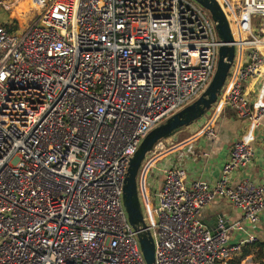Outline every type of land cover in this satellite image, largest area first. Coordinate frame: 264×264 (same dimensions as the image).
Segmentation results:
<instances>
[{"label":"built area","instance_id":"1","mask_svg":"<svg viewBox=\"0 0 264 264\" xmlns=\"http://www.w3.org/2000/svg\"><path fill=\"white\" fill-rule=\"evenodd\" d=\"M7 1L34 15L24 30L0 23V264H147L123 204L126 174L148 134L211 83L222 45L211 15L194 0H1L2 11ZM218 2L236 58L216 106L256 130L264 104L246 85L264 97V0ZM253 155L250 137L237 141L214 185L163 172L151 212L143 206L155 264H231L257 242L231 246L225 220L201 219L223 199L260 221L264 184L233 186Z\"/></svg>","mask_w":264,"mask_h":264},{"label":"crops","instance_id":"2","mask_svg":"<svg viewBox=\"0 0 264 264\" xmlns=\"http://www.w3.org/2000/svg\"><path fill=\"white\" fill-rule=\"evenodd\" d=\"M27 2L31 1L27 0ZM246 91L253 104L259 102L264 104L260 84L256 81L246 85ZM210 115L209 118H205L172 137L173 143L169 147L165 145L167 142L165 141L155 149L153 153L155 167L153 165L152 168L157 173L156 178L149 188V169L144 187L142 188L140 185V194L145 210L148 209V206L144 193H146L149 205L152 204L153 194L161 188L165 170L180 169L184 172L188 185L196 181L214 185L221 178L223 168L230 158L232 147L245 137L251 138L254 155L246 168H241L234 173L233 186L246 179L257 184H264V119L259 129L252 130L248 120L240 117L230 108L224 109L221 106H215ZM209 128L216 131V139H209L205 135ZM201 219L207 225H212L214 220H225L231 246L243 244L250 236L256 237L257 242L264 245V212L260 216V221L252 224L230 202L218 199L203 210ZM236 224L239 227H235ZM244 247L241 253L234 256L231 264L239 261ZM255 253L247 256L240 264H255Z\"/></svg>","mask_w":264,"mask_h":264},{"label":"water","instance_id":"3","mask_svg":"<svg viewBox=\"0 0 264 264\" xmlns=\"http://www.w3.org/2000/svg\"><path fill=\"white\" fill-rule=\"evenodd\" d=\"M194 1L211 15L216 25L218 37L222 42L214 77L208 88L197 100L167 119L148 134L136 154L132 157L125 179L123 204L130 224L138 232L140 247L147 264H155V244L152 233L146 224L143 205L140 199V171L148 156L159 143L189 128L216 106L236 58V40L228 17L218 0ZM217 221L214 220L211 223L212 225L205 224V226L212 229L215 227Z\"/></svg>","mask_w":264,"mask_h":264},{"label":"rangeland","instance_id":"4","mask_svg":"<svg viewBox=\"0 0 264 264\" xmlns=\"http://www.w3.org/2000/svg\"><path fill=\"white\" fill-rule=\"evenodd\" d=\"M29 1H31V0H29ZM7 3H9L10 4V8L11 9H9V11H1L0 12V23H3V22H5L8 18H12V19H15V20H17L18 22H19V24H21V29L22 30H24L25 28H26V26H27V24H28V20H27V18L29 19L32 15H34V12H32V13H30V14H28L27 16V18H24V15H22L23 16V18L21 19V18H18V15H15V14H17V12H19L20 10H21V8H17V7H15V3H12L11 4V2H8L7 1ZM31 3V2H30ZM32 5V4H31ZM25 6V5H24ZM4 7V6H3ZM2 7V5H1V8H3ZM5 8V7H4ZM17 8V9H16ZM25 8V7H24ZM17 10H19V11H17ZM215 107V106H214ZM213 107V108H214ZM213 108L203 117V118H201V119H199L198 121H196L193 125H196V124H198L200 121H202V120H204L205 118H209L211 115V113H212V111H213ZM192 125V126H193ZM191 127V126H190ZM185 130H187V129H185ZM185 130H183V131H185ZM182 131V132H183ZM181 133V132H180ZM167 142H165V145L167 146V147H169L172 143H173V140L171 139V138H169V139H167L166 140ZM155 156H154V154H151L148 158H147V161L144 163V165H143V167H142V169H141V171H140V174H139V183H140V185H141V187L143 188L144 187V185H145V180H146V177H147V175H148V172H149V169H150V175H149V177H148V186H149V188H151V186L153 185V182H154V180H155V178H156V175H157V173L155 172V169H153L152 168V166L155 164V160L153 161V158H154ZM154 167H155V165H154Z\"/></svg>","mask_w":264,"mask_h":264},{"label":"trees","instance_id":"5","mask_svg":"<svg viewBox=\"0 0 264 264\" xmlns=\"http://www.w3.org/2000/svg\"><path fill=\"white\" fill-rule=\"evenodd\" d=\"M1 1V0H0ZM1 8H0V12H1ZM14 24L18 25L17 21H13ZM14 26L13 24H6V28L13 32L15 31L18 26ZM253 252H256L255 255V264H264V245L260 244L258 242H255L253 244H247L245 245L244 249H243V253L241 258L239 259V261L237 263H233V264H240V262L245 259L247 256L251 255Z\"/></svg>","mask_w":264,"mask_h":264},{"label":"bare ground","instance_id":"6","mask_svg":"<svg viewBox=\"0 0 264 264\" xmlns=\"http://www.w3.org/2000/svg\"><path fill=\"white\" fill-rule=\"evenodd\" d=\"M26 3H27V1H26ZM31 6H33V5H31ZM20 8H21V10L19 11V10H17V11H19V12H17V14H15V15H18L19 17H21L22 16V12H25V11H27V9L26 8H24V6L23 5H21L20 6ZM25 17V16H24ZM145 194L146 193H144V197L146 198V205L148 206V209H149V213L151 212V207H150V205H149V203H148V201H147V197L145 196Z\"/></svg>","mask_w":264,"mask_h":264}]
</instances>
